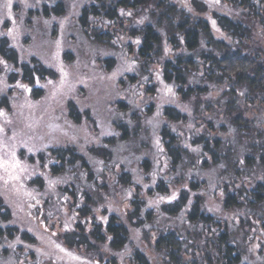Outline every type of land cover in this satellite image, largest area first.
Listing matches in <instances>:
<instances>
[{
    "label": "rangeland",
    "instance_id": "1",
    "mask_svg": "<svg viewBox=\"0 0 264 264\" xmlns=\"http://www.w3.org/2000/svg\"><path fill=\"white\" fill-rule=\"evenodd\" d=\"M168 2L185 9L192 17L206 19L213 36L226 40L212 15L214 11H224L217 0ZM94 3V0H0V39H5L17 56V64L0 56V100L7 99V104L0 106V204L10 212V224L29 233L32 239H1L0 264H96V253L75 248L73 252L85 255L83 263L75 254L74 258H68L58 252L55 245L76 225V210L85 203L84 191L90 197L92 214L102 222L105 208L123 214L131 210L129 204L133 199H141L143 206L157 211L160 205L173 202L182 190L188 189L193 176L198 177L200 186L189 201L193 202L196 195L200 210L225 222L229 238L240 255L239 264H264V203L253 209L241 205L224 210L222 206L223 171L248 170L250 183L264 182V166L251 168L243 164L248 149L253 147L254 155H259L261 139L252 134L249 143L248 137L230 132L228 124L227 131L218 128L215 122L212 124L217 130L208 124L212 120L221 123L222 110L218 106L209 111L205 101L211 99L213 105L221 106L222 100L217 98L226 85H213L209 98L199 99L197 107L195 101L182 100L175 94L174 85L161 79L163 56H171L174 50L168 42L170 21L161 16L162 9L156 11V3H152L122 10L116 20L91 19L90 27L107 33L108 37L99 41L78 22L82 8ZM58 6L62 11L56 15L52 10ZM146 24L161 35L159 54L152 64L143 63L137 56L141 29ZM260 38L255 33L254 40L258 41L255 48L264 57V38ZM204 46L202 36L200 48L193 54L196 56ZM106 60H112L111 67L107 68ZM33 62L52 73V77L44 79L35 75L34 86L42 89L39 98L32 97L30 86L21 79V66L31 67ZM185 80L191 86L205 83L201 70L187 73ZM167 106L186 114L184 120L171 125L179 133L177 146L181 154V160L173 168L161 137L166 120L163 110ZM250 110V117L260 118L258 127L264 134V109L255 103ZM120 125L127 131L126 138L118 129ZM190 129L210 142L215 138L229 142L217 149L220 156L217 163L211 162L209 155H203L200 145H192L183 137ZM70 146L89 162L91 182L75 173L77 166L66 176L49 173V166L54 163L51 150ZM100 147H105L107 158L98 156L102 152L97 151ZM92 148H96V154H91ZM143 162H147V169ZM123 172L130 176L131 185L116 181ZM37 177L42 179L40 188L32 184ZM160 181L169 183L167 194L146 193ZM241 183L248 186L246 178L238 182ZM68 186L74 191L73 199L69 196L67 199L64 192ZM184 211L168 218L156 214L153 225L184 235L189 230L187 239L195 240L198 233L185 226ZM85 219L86 231L91 230L92 216ZM218 227L213 228L214 233L223 229ZM128 228L131 239L136 241L133 226ZM201 241L197 243L203 253L215 263V250ZM110 254L103 247L101 256L106 259ZM116 261L120 263L121 258L116 257Z\"/></svg>",
    "mask_w": 264,
    "mask_h": 264
},
{
    "label": "trees",
    "instance_id": "2",
    "mask_svg": "<svg viewBox=\"0 0 264 264\" xmlns=\"http://www.w3.org/2000/svg\"><path fill=\"white\" fill-rule=\"evenodd\" d=\"M168 1L115 0L112 2L110 0L106 2L94 0V4L82 8L78 22L84 30L91 31L92 36L101 41L108 37L107 33L101 32L100 28L90 27L91 19L116 20L119 19L122 10L138 9L156 3V11L162 9L160 10L161 16L170 21L171 30L168 32V42L176 50H172L171 56H163L161 79L174 85L175 94L182 100L197 102L196 107L201 103L199 99L202 100L204 96L209 98L214 90L213 85L217 87L226 85L217 98L218 101H224L221 102V106L220 103L213 105L211 99L205 101L209 111L211 108L215 110L214 108L218 106L222 110V122L212 120L208 124L213 127V130H217L212 124L215 122L216 126L224 131H227L226 125L228 124L231 128L230 132L241 138L248 137L249 143L252 142L251 135H257L256 137L261 139L257 152L259 155H254L253 147L248 149L249 153L244 156L243 164L251 168L258 164L264 166V134L259 131L258 127L261 120L255 115L249 116L250 106L255 103L264 109V57L255 48L258 41L254 40L255 33L260 34V39L264 38V0H217L224 11H221L222 13L214 11L212 15L226 40L213 36L211 26L206 19L192 17L185 9H179ZM52 11L57 15L60 14L62 8L58 6ZM44 13L48 15L47 8L44 9ZM140 35L141 43L137 48L138 59L145 64H152L159 54L157 47L161 43V35L150 24L142 27ZM202 36L205 39V46L195 56L193 53L200 48ZM0 56L16 63L15 51L3 38L0 39ZM106 64L107 68L111 67L112 60H106ZM21 68V79L30 86L32 97H41L42 89L34 86V77L35 75L42 79L52 77L51 71L34 62L31 67L22 65ZM200 70L205 83L202 86L188 85L185 75ZM133 79L134 77L130 76V80L133 81ZM6 104V98L0 100V106ZM163 116L166 120L161 130L162 143L173 168L181 160V154L177 146L179 133L176 134V131L171 129V125L184 120L186 114L173 106H167L163 110ZM78 121L79 119H76V122ZM118 129L124 133L123 137L126 138L127 131L124 126L120 125ZM184 135L192 145H200L203 155H209L214 164L220 159L217 149L229 143H224L218 138L210 142L203 135H196L191 129L183 133V137ZM252 145L255 144L252 143ZM99 150L102 152L98 156L107 158L105 147H100L97 151ZM97 151L96 148L90 150L91 154H96ZM50 156L54 159V163L48 169L52 175H69L67 172L73 171L77 166L78 170L76 169L75 173L79 172L86 182L92 181L93 173L89 162L74 147L53 149ZM143 167L147 169V162H143ZM248 177V170L238 168L230 173L223 171L222 206L224 210L241 205L253 209L264 203V182L256 180L250 183L251 179ZM245 178L249 188L242 183L238 184ZM116 181L123 185H131L130 176L125 172ZM197 182L198 177L193 176L188 189L182 190L173 202L160 205L157 211L143 206L144 202L141 199L131 200L129 204L131 210L123 214L105 208L103 210L105 219L102 222L92 214L90 197L87 191H84L85 203L76 210V225L64 234L58 244L54 242L59 248L56 250L68 258H74L75 254L77 259L85 263L83 252L82 254L73 252L75 248H83L89 254L92 252L97 254L96 264H239L240 255L229 238L225 222L218 221L213 215L200 210L196 195H194L193 202L189 201L190 195L195 194L199 189L200 185ZM32 184L40 188L42 179L37 177ZM168 186V182L160 181L146 193L149 195L167 194ZM64 192L67 199L69 197L73 199L75 196L72 186H68ZM182 210H185V226L198 233L195 240L187 239L189 230L184 235L174 229L162 230L153 225L157 218L156 214L165 218L175 217ZM88 216H92V227L91 230L86 231L88 223L85 218ZM10 221V212L0 204V240L13 241L15 238L32 240L29 233L19 231L12 223L10 224ZM128 225L133 226L137 242L131 239ZM216 226L223 229L214 233L213 228ZM200 240H202L201 243L204 242L207 247L215 250V263L208 254L203 253L201 245L197 243ZM103 247L112 254L106 259L101 256ZM188 249L191 251L189 252ZM202 255H204L203 258H201ZM116 257L121 258L120 263L115 262ZM34 264L37 263L34 262Z\"/></svg>",
    "mask_w": 264,
    "mask_h": 264
},
{
    "label": "snow or ice",
    "instance_id": "3",
    "mask_svg": "<svg viewBox=\"0 0 264 264\" xmlns=\"http://www.w3.org/2000/svg\"><path fill=\"white\" fill-rule=\"evenodd\" d=\"M6 6H10V3H9V5H6Z\"/></svg>",
    "mask_w": 264,
    "mask_h": 264
}]
</instances>
